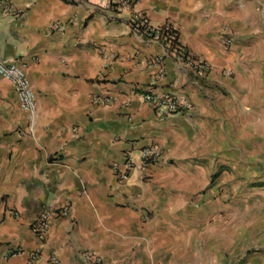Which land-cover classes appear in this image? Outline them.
I'll use <instances>...</instances> for the list:
<instances>
[{
	"label": "crops",
	"instance_id": "0c3cea01",
	"mask_svg": "<svg viewBox=\"0 0 264 264\" xmlns=\"http://www.w3.org/2000/svg\"><path fill=\"white\" fill-rule=\"evenodd\" d=\"M250 1L138 0L152 26L171 24L212 68L198 77L169 57L156 83L147 63L163 49L131 31L127 13L15 0L22 17L0 14V61L24 67L38 104L30 117L0 77V264H28L35 250L36 264H93L86 254L100 264H264V0ZM138 89L186 95L195 111L160 115ZM149 145L163 160L146 180L119 183L112 164ZM218 182L231 185L230 204ZM65 205L70 216H54L38 240L30 226L43 208Z\"/></svg>",
	"mask_w": 264,
	"mask_h": 264
},
{
	"label": "built area",
	"instance_id": "2783aa9c",
	"mask_svg": "<svg viewBox=\"0 0 264 264\" xmlns=\"http://www.w3.org/2000/svg\"><path fill=\"white\" fill-rule=\"evenodd\" d=\"M95 10H101L108 14L110 18H119L122 14L129 15L128 25L131 31L144 35L147 39L157 41L163 51L158 56L152 58L147 63V67H157L158 70L154 75L153 82L164 79L166 76V68L164 62L166 58H174L180 65L182 70L190 71L198 77L206 78L211 72L210 64L201 56L192 54L179 40L178 31L171 25L165 24L161 27L151 25L146 15L136 10L138 0H88ZM15 0H0V14L5 17L18 19L22 17L23 11L18 9ZM226 77H231V71L223 72ZM0 77L9 82L15 91L20 108L23 112L33 117L37 112V97L32 87V83L24 69L18 63L5 64L0 61ZM139 90V91H138ZM135 93L144 103L149 105L154 111L160 115L183 116L190 117L195 111V106L190 98L186 95L174 92H159L153 89H146L140 92L138 89ZM114 101L111 95L93 97L95 104L107 106ZM75 133V131H73ZM163 160V151L158 145H149L140 150H128L124 154L121 162H114L112 169L115 173L117 181L121 184H127L136 174L142 180L148 178V169L157 165ZM15 216L16 213L12 212ZM11 214V215H12ZM61 217L70 216V206L65 205L59 210L43 208L38 217L30 226L31 232L43 241L50 229L54 216ZM22 251L20 247H9L7 256L18 255ZM40 260V252L32 251L29 255L28 264H36ZM83 260L93 264H100V259H96L94 255L86 254ZM52 264H60L57 257L53 256L49 260Z\"/></svg>",
	"mask_w": 264,
	"mask_h": 264
},
{
	"label": "rangeland",
	"instance_id": "374dc122",
	"mask_svg": "<svg viewBox=\"0 0 264 264\" xmlns=\"http://www.w3.org/2000/svg\"><path fill=\"white\" fill-rule=\"evenodd\" d=\"M254 0L250 1L253 2ZM241 2H243V0H237V3L240 4ZM256 15L258 17L263 16L264 17V4L260 5V9H259V13L256 12ZM235 43V40L232 37H226L225 38V44L224 47L228 50H230V48L232 47V45ZM233 75V74H232ZM232 77V76H231ZM218 185L217 186V197L220 199L222 204H230L231 202L234 201V199L232 198L233 194H232V190H231V185L228 182H218L216 183ZM3 218L0 220V224L3 223ZM3 244H9L8 242H4L0 244V246H2Z\"/></svg>",
	"mask_w": 264,
	"mask_h": 264
}]
</instances>
